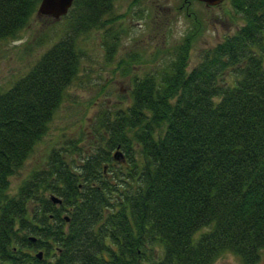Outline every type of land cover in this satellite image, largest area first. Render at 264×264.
Wrapping results in <instances>:
<instances>
[{"label":"trees","instance_id":"1","mask_svg":"<svg viewBox=\"0 0 264 264\" xmlns=\"http://www.w3.org/2000/svg\"><path fill=\"white\" fill-rule=\"evenodd\" d=\"M39 2L0 0V40L16 38ZM114 2L74 0L64 34L0 89V264H213L228 253L260 263L264 0H229L244 18L234 33L190 70L188 39L130 78L128 104L97 115L89 154L68 162L53 148L10 192L80 71L78 37L111 23Z\"/></svg>","mask_w":264,"mask_h":264},{"label":"rangeland","instance_id":"2","mask_svg":"<svg viewBox=\"0 0 264 264\" xmlns=\"http://www.w3.org/2000/svg\"><path fill=\"white\" fill-rule=\"evenodd\" d=\"M243 24V16L229 1L206 7L196 0H115L111 23L78 37L83 50L80 71L67 87L47 134L10 177V192L32 171L46 168L53 148H67L72 154L68 162L89 154L97 115L128 104L130 78L168 64L175 49L188 39L190 70L205 50ZM65 27L64 18L54 21L35 14L16 38L0 40V89L25 73L64 34ZM117 151L122 152L114 149L113 159ZM104 172L111 173L110 167ZM235 258L228 253L213 264H239ZM258 264H264V250Z\"/></svg>","mask_w":264,"mask_h":264},{"label":"water","instance_id":"3","mask_svg":"<svg viewBox=\"0 0 264 264\" xmlns=\"http://www.w3.org/2000/svg\"><path fill=\"white\" fill-rule=\"evenodd\" d=\"M73 1L74 0H41L38 5L36 14L41 17L46 16L52 18L53 20H58L68 12ZM198 1L204 2L206 6H212V5H217L225 0H198ZM113 156L114 159L116 160L123 159V155L120 151L114 153ZM50 199L54 203L57 204L61 203V199L55 195H51ZM66 220H68L67 217ZM31 239L34 240V237H31ZM41 256H42V252L39 251L37 253V257L41 258Z\"/></svg>","mask_w":264,"mask_h":264},{"label":"clouds","instance_id":"4","mask_svg":"<svg viewBox=\"0 0 264 264\" xmlns=\"http://www.w3.org/2000/svg\"><path fill=\"white\" fill-rule=\"evenodd\" d=\"M235 259H236L237 261H239V257H236Z\"/></svg>","mask_w":264,"mask_h":264}]
</instances>
